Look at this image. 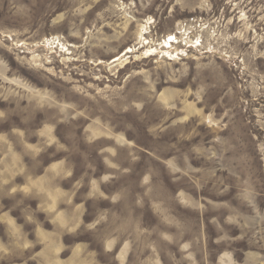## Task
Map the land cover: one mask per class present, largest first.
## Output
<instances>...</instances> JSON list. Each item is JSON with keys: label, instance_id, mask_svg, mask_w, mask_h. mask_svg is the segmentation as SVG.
<instances>
[{"label": "rangeland", "instance_id": "374dc122", "mask_svg": "<svg viewBox=\"0 0 264 264\" xmlns=\"http://www.w3.org/2000/svg\"><path fill=\"white\" fill-rule=\"evenodd\" d=\"M0 72V264H264V0H0Z\"/></svg>", "mask_w": 264, "mask_h": 264}, {"label": "bare ground", "instance_id": "6f19581e", "mask_svg": "<svg viewBox=\"0 0 264 264\" xmlns=\"http://www.w3.org/2000/svg\"><path fill=\"white\" fill-rule=\"evenodd\" d=\"M143 28V27H142ZM144 30V29H143ZM142 30V31H143ZM145 31V30H144ZM143 33V32H142ZM142 33H140V34H142ZM140 36H142V35H140ZM144 42V41H143ZM165 45L168 47L169 46V42H166L165 43ZM66 52H67V55H70V53L68 52V49L67 50H65ZM155 49H151V48H149L148 50H146L145 52H144V57L145 58H148V57H150V56H152L154 53H155ZM131 51L130 50H125V52L124 53H122L118 58H115V59H112V61H111V63H116V62H119V60H120V58H122V57H124L125 55H127V54H129ZM167 57H169L167 54H165ZM165 56V57H166ZM171 59V58H170ZM172 60V59H171ZM0 73H2V72H0ZM1 77H3V76H1ZM7 80V79H6ZM14 84L16 85V86H19V84L18 83H16V82H14ZM32 97V96H31ZM31 97H29L28 99H30V103H31V105L32 106H35V103H36V98L35 97H32L34 100H32V98ZM41 99V98H40ZM37 102L38 103H41V104H45V103H43L42 102V100H37Z\"/></svg>", "mask_w": 264, "mask_h": 264}]
</instances>
